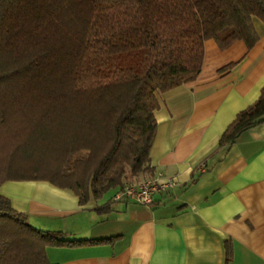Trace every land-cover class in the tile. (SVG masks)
<instances>
[{"label": "trees", "instance_id": "obj_1", "mask_svg": "<svg viewBox=\"0 0 264 264\" xmlns=\"http://www.w3.org/2000/svg\"><path fill=\"white\" fill-rule=\"evenodd\" d=\"M254 19L264 0H0V184L48 181L85 204L152 175L158 95L196 78L209 39L250 50ZM261 123L264 86L218 146ZM111 240L38 229L0 195V264Z\"/></svg>", "mask_w": 264, "mask_h": 264}, {"label": "crops", "instance_id": "obj_2", "mask_svg": "<svg viewBox=\"0 0 264 264\" xmlns=\"http://www.w3.org/2000/svg\"><path fill=\"white\" fill-rule=\"evenodd\" d=\"M255 28L259 40L248 51L243 41L225 50L205 41L196 78L158 95L153 174L129 184L161 174L178 185L154 194L152 204L113 200L114 190L80 204L71 190L42 180L0 184V195L38 229L112 239L47 247L52 264H264V123L218 146L264 86V28Z\"/></svg>", "mask_w": 264, "mask_h": 264}, {"label": "built area", "instance_id": "obj_3", "mask_svg": "<svg viewBox=\"0 0 264 264\" xmlns=\"http://www.w3.org/2000/svg\"><path fill=\"white\" fill-rule=\"evenodd\" d=\"M178 185L173 177L157 174L154 177L146 178L136 185L126 184L120 191L116 192L113 200L122 197L129 201L142 205H150L153 202V195Z\"/></svg>", "mask_w": 264, "mask_h": 264}, {"label": "rangeland", "instance_id": "obj_4", "mask_svg": "<svg viewBox=\"0 0 264 264\" xmlns=\"http://www.w3.org/2000/svg\"><path fill=\"white\" fill-rule=\"evenodd\" d=\"M256 24V26H261L264 28V24L259 20V19H254V25ZM141 182V181H140Z\"/></svg>", "mask_w": 264, "mask_h": 264}]
</instances>
